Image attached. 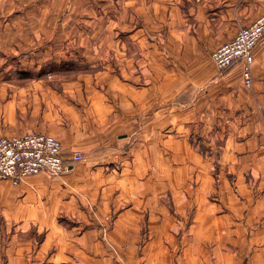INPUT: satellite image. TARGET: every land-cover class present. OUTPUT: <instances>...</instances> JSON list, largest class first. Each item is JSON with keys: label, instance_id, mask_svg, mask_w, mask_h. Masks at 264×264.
<instances>
[{"label": "crops", "instance_id": "obj_1", "mask_svg": "<svg viewBox=\"0 0 264 264\" xmlns=\"http://www.w3.org/2000/svg\"><path fill=\"white\" fill-rule=\"evenodd\" d=\"M10 2L18 6L24 0L0 5ZM128 5H123L130 12L127 37L140 52V74L95 80L107 90L87 80L64 83L60 91L42 80L16 88L26 102L24 124L12 134L13 129L0 131V137L51 134L62 142L71 169L19 184L0 180V264H264V37L254 53L252 92L244 90L240 66L220 75L211 58L260 17L264 0H140L139 5L129 0ZM125 45L119 39L117 50H131ZM169 66L179 70L173 80ZM155 67L161 68L158 75L152 74ZM186 89L197 93L191 101L172 102L178 118L170 125L168 101ZM197 117L205 131L220 126L229 132L225 161L232 165L225 169L232 182L225 179L221 187L223 211L196 220L179 236L185 223L164 199L170 176L168 157H161L163 148L189 147L179 133ZM138 131L142 141L125 153ZM138 145L147 160L156 152V169L149 164L144 170ZM77 151L86 159L73 163ZM147 174L153 188L140 182ZM206 177L213 179L211 172ZM137 195L144 196V205L137 206ZM92 210L115 218H92ZM139 211L148 214L144 234ZM59 212L69 219L60 221Z\"/></svg>", "mask_w": 264, "mask_h": 264}, {"label": "rangeland", "instance_id": "obj_2", "mask_svg": "<svg viewBox=\"0 0 264 264\" xmlns=\"http://www.w3.org/2000/svg\"><path fill=\"white\" fill-rule=\"evenodd\" d=\"M30 1L19 2L18 6L12 2L0 5V131L13 129L11 134L17 132V128L24 124L22 111L25 110L26 102L16 92V88L20 86H26L33 80H42L60 91L64 83L77 81L85 85L88 81L99 90L103 88L107 90L106 83L97 84L96 81L102 80L100 77H122L123 75L127 77L140 74L144 70V66H138L136 61L140 52L135 50L127 37L128 29L126 28H130L128 19L130 12L123 5L129 7V0ZM136 3L139 5L140 0H136ZM139 21L138 25H141ZM119 39L126 43L127 48L131 46V50L118 51ZM129 59L132 60L129 61ZM155 70L160 73L161 68L155 67L152 70L153 75H158ZM168 70L170 80L175 79L179 70L171 66ZM226 73L228 71L219 72L220 75ZM243 86L246 91H254V83L251 87H247L243 80ZM187 90L180 93L176 99L168 101L170 125L178 118H176L172 102L191 101L192 96L197 93L196 89ZM192 122L186 124L187 132L179 133L186 136L189 147L163 148V157H161L163 159L168 157L170 176L168 193L164 195V199L168 203L170 213L185 223L183 231L178 233L179 236L188 234L192 223H198L196 220L206 216L214 218L216 212L223 211L225 206L221 187H224L225 179L232 182V178L225 169V166L232 165L225 161L226 138L229 132L220 126H217V129L214 127L210 131L208 129L205 131L201 125L204 121L199 120L198 117L196 120L192 119ZM137 128L140 129L139 121ZM140 133L138 131L133 136L132 143L124 148L125 153L130 152L133 144L142 141L143 134ZM172 133L176 134L177 131L174 130ZM144 149L143 146H136L137 155L144 164V170L149 169V164L156 169L158 164L155 163L159 162L154 160L155 157L157 158L156 152L149 155L150 163ZM152 149L155 150V148ZM177 155L182 156L181 159H177ZM84 159H86L85 156ZM153 168L150 169V173L151 171L154 173ZM210 172L213 179L211 178L212 181L208 182L206 174ZM143 173L144 171L141 172ZM149 175L146 176L147 180L146 178L138 179V182L140 180L153 188L154 184L152 185ZM143 197L136 196L137 206L144 205ZM146 204L150 203L146 202ZM139 213L144 234L148 214L142 211ZM89 214L95 219L115 218L112 212L103 216L101 212L97 214L95 210H92ZM57 217L62 222L69 219L64 212H59ZM2 220L3 216L0 213V230ZM31 233L39 234L36 229H32Z\"/></svg>", "mask_w": 264, "mask_h": 264}, {"label": "built area", "instance_id": "obj_3", "mask_svg": "<svg viewBox=\"0 0 264 264\" xmlns=\"http://www.w3.org/2000/svg\"><path fill=\"white\" fill-rule=\"evenodd\" d=\"M263 37L264 12L253 24L242 28L233 40L214 51L212 60L220 72L240 66L244 84L251 87L254 83V53ZM71 160L73 163L82 162L83 153L74 152ZM70 169L61 141L51 134L26 133L0 138V180L19 184L31 176H61Z\"/></svg>", "mask_w": 264, "mask_h": 264}]
</instances>
